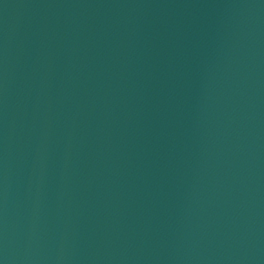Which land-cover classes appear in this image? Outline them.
Instances as JSON below:
<instances>
[{
  "label": "water",
  "instance_id": "water-1",
  "mask_svg": "<svg viewBox=\"0 0 264 264\" xmlns=\"http://www.w3.org/2000/svg\"><path fill=\"white\" fill-rule=\"evenodd\" d=\"M0 264H264L225 0H0Z\"/></svg>",
  "mask_w": 264,
  "mask_h": 264
}]
</instances>
